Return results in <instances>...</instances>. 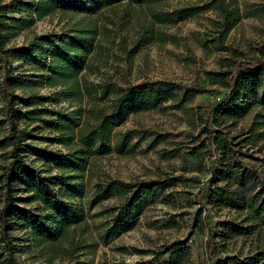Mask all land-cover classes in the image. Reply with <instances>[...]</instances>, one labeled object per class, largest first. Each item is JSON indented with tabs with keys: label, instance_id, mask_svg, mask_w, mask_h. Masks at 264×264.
Instances as JSON below:
<instances>
[{
	"label": "rangeland",
	"instance_id": "obj_1",
	"mask_svg": "<svg viewBox=\"0 0 264 264\" xmlns=\"http://www.w3.org/2000/svg\"><path fill=\"white\" fill-rule=\"evenodd\" d=\"M37 1L0 0V4L6 7V18L19 19L34 16L32 8ZM237 1L242 17L227 32L223 43L215 39L218 33L212 22L217 12L213 9L174 25L160 26L166 37L163 40L154 37L145 45L143 30L150 22L144 7H132L129 12L118 7L100 17V26L105 25L110 34L108 38L100 35V45L90 57V69L82 71L86 78L94 83L109 81L122 89L143 81H169L174 87L172 96L153 108L128 113L115 122L110 145L101 148L100 142L95 141L94 149L82 147L79 150L82 165L77 170H61L49 161L54 154L70 157L77 148L57 142L54 138L58 134L43 122L28 124L25 160L29 170L72 179L73 191L64 187L60 193L61 183L53 188L59 198L70 202L81 222L70 227L46 251L33 245L29 229L23 227L22 221L11 220L6 227L0 224V264H209L204 250L207 236L204 210L193 196L202 185L208 184L210 188L226 185L225 180H218V174L208 169L210 161L218 155L216 164L221 169L227 168V164L232 168L248 166L264 176V135L251 144L244 141L251 128L264 131V118L257 116L264 112L262 89L253 92L247 80L239 100L250 102L248 113L236 119L215 115L216 130L220 132L216 140H209L205 125L212 104L222 100L230 90L211 78L227 79L238 60L258 54L257 47L264 40V0ZM203 3L167 0L164 9ZM71 17L72 13L57 12L35 19L23 28L5 20L7 30L1 31L4 48L21 47L35 35L60 33L69 26ZM140 37L141 46L135 49ZM10 62L14 79L22 84L15 94L25 98L30 94L44 95L50 99L46 107L67 108V102L56 104L51 99L54 88L40 84L45 80L39 65L24 60L10 59ZM16 107L21 108L19 100ZM4 110L0 99V136L9 128ZM97 111L93 104L83 106V117L90 120L86 128L93 125ZM17 124L24 127L25 121L18 120ZM87 134L89 131L84 133ZM8 150H0V154ZM4 161L0 157V165ZM108 180H159L162 186L157 193L141 196L140 215L129 221L125 232L105 244L102 242L105 223L126 199L123 193H114L108 199L92 203L97 184ZM2 203L0 190V207ZM207 211L217 230V257L243 259L264 252V212L249 208L246 203L233 207L207 203Z\"/></svg>",
	"mask_w": 264,
	"mask_h": 264
},
{
	"label": "trees",
	"instance_id": "obj_2",
	"mask_svg": "<svg viewBox=\"0 0 264 264\" xmlns=\"http://www.w3.org/2000/svg\"><path fill=\"white\" fill-rule=\"evenodd\" d=\"M199 1L204 3L165 10L164 4L167 0H38L32 8L34 16L19 19L6 18V7L0 4V99L5 105L4 119L9 123L8 132L0 136V150L9 149L0 154V157L5 158L0 165L2 226L6 227L11 220L22 221L23 227L29 229L33 245L46 251L52 249L54 242L67 234L70 227L81 222L80 215L73 210L70 202L59 198L53 188L55 184L61 183L58 190L60 193L64 187L67 191H73L72 179L60 174L44 176L35 170H29L25 160L26 147L29 146L26 142L30 134L27 131L28 124L43 122L47 128L58 134L54 138L57 142L77 148L70 157L54 154L49 158V161L61 170H77L82 165L79 161V150L82 147L94 149L95 141L100 142L101 148L110 145L111 129L115 122L122 120L128 113L153 108L165 97L172 96L174 87L169 81H143L122 89L109 81L94 83L86 78L82 71L85 70L86 73L90 69V57L100 45V35L108 38L106 36L110 34L105 25L100 26V17L118 7H123L126 12L132 7H144L150 22L143 30L145 45L154 37L160 40L166 37L160 26L174 25L187 17L213 9L217 12V17L212 22L218 33L215 39L218 43H223L227 32L242 17L238 1ZM57 12L72 13L69 26L64 27L60 33L35 35L21 47L4 48L5 40L1 31L7 30L5 20L23 28L35 19ZM140 39L141 37L137 40L135 49L141 46ZM257 52L256 56L238 60L234 72L228 73L227 79L225 76L211 78L212 81H221L230 90L224 93L222 100L211 106L209 118L205 121L209 140H216L220 133L216 130L218 114L221 117L236 119L250 110V102L239 100L247 80L253 92L263 90L264 110V40L257 47ZM10 59L39 65V71L44 73L45 80L40 81V84L54 88L51 99L56 104L67 102V108L46 107L45 103L50 99L44 95L30 94L25 98L15 94V89L22 84L14 79ZM17 100L21 103L20 109L16 107ZM85 104H93L98 109L93 117L94 123L89 128L86 126L90 120L88 116L83 117L82 113ZM257 116L264 118V112L257 113ZM18 120L25 121L24 127L17 124ZM87 131L89 134L84 135ZM263 135L264 131L259 132L258 128L253 127L244 141L251 144L254 140L263 139ZM217 160L218 155H215L208 169L216 176L218 174V180H225L226 185L213 188L208 184L202 185L193 196L204 210L203 221L207 227L204 242L206 258L209 264H264V252L243 259L229 255L223 258L216 256L217 230L209 221L207 203L231 207L246 203L247 207H256L258 212H264V176L248 166L235 165L232 168L227 164V168L221 169L216 164ZM161 186L162 182L159 180H108L106 183H98L92 203L108 199L114 193H123L126 196L116 214H112L110 220L105 223L102 242L107 244L125 232L129 221L136 219L141 213V196L148 192L157 193ZM28 205L32 206L28 208Z\"/></svg>",
	"mask_w": 264,
	"mask_h": 264
}]
</instances>
